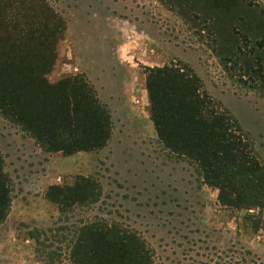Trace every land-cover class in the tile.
Returning a JSON list of instances; mask_svg holds the SVG:
<instances>
[{
  "label": "rangeland",
  "instance_id": "374dc122",
  "mask_svg": "<svg viewBox=\"0 0 264 264\" xmlns=\"http://www.w3.org/2000/svg\"><path fill=\"white\" fill-rule=\"evenodd\" d=\"M44 2L62 26L55 31L54 57L44 78L53 86L63 77L83 75L108 110L110 134L99 149L43 151L7 113L40 114L29 105L31 95L21 96L20 104L11 101L10 108L0 102L1 170L8 176L11 197L0 224V264H49L44 254L36 257L31 229L47 235V228L92 216L135 229L153 248V264H264V211L253 231L244 212L217 202L216 190L201 181L191 162L162 146L150 119L146 87L152 69H190L200 91L236 119L264 160V75L253 60L249 69L242 60L264 55L259 37L264 31L249 23L241 30L235 27L232 55L186 6L192 3L204 13V0ZM248 3L264 22V0ZM181 4L177 12L174 5ZM243 17L248 22L254 15ZM252 31L260 35L251 38ZM5 45L0 34V48ZM55 103L49 91L33 100L45 113H54ZM79 179L99 190L86 205L60 213L45 199L47 188L72 186ZM59 255L60 263L52 264H69L64 253Z\"/></svg>",
  "mask_w": 264,
  "mask_h": 264
},
{
  "label": "trees",
  "instance_id": "16d2710c",
  "mask_svg": "<svg viewBox=\"0 0 264 264\" xmlns=\"http://www.w3.org/2000/svg\"><path fill=\"white\" fill-rule=\"evenodd\" d=\"M204 3L208 8L204 13L192 3L186 6L212 29L219 47L232 55L235 27L241 30L249 23L256 31H264L258 10L248 0ZM181 6L174 5L177 12ZM245 14L254 17L246 22ZM0 29L6 40L5 47L0 48V102L10 108L11 101L20 104L21 96L31 95L29 105L40 112L31 115L7 109L11 119L34 137L43 151L70 154L101 148L110 134L109 113L83 75L63 77L53 86L44 78L54 57L55 31L62 29L56 16H50L44 0H0ZM256 31L248 35H260ZM259 37L264 40V35ZM249 59L264 75V55L243 57L245 69L251 67ZM146 87L150 119L162 146L191 162L201 181L216 190L217 202L230 211L244 212L242 217L250 220L253 231L257 230L264 211V160L254 151L236 119L200 91L201 83L186 67L152 69L146 76ZM44 91L56 96L57 103L51 106L54 113H45L40 104H33L34 97ZM1 168L0 160V224L11 201L9 179ZM94 187L79 179L72 186L47 188L44 197L64 213L93 200L99 194ZM251 210L255 214H249ZM46 231L47 235L45 231L31 229L29 235L35 243L36 257L44 254L49 264L60 263L61 253L69 264L154 261L153 248L145 239L135 229L115 220L106 222L92 216Z\"/></svg>",
  "mask_w": 264,
  "mask_h": 264
}]
</instances>
